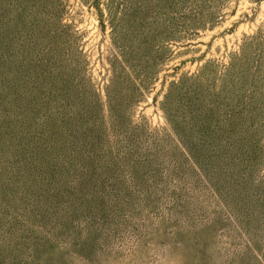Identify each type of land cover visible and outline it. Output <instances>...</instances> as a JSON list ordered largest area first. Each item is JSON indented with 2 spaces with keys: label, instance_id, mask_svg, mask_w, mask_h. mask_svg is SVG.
I'll list each match as a JSON object with an SVG mask.
<instances>
[{
  "label": "rangeland",
  "instance_id": "1",
  "mask_svg": "<svg viewBox=\"0 0 264 264\" xmlns=\"http://www.w3.org/2000/svg\"><path fill=\"white\" fill-rule=\"evenodd\" d=\"M0 264H264V0H0Z\"/></svg>",
  "mask_w": 264,
  "mask_h": 264
}]
</instances>
